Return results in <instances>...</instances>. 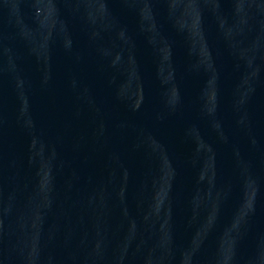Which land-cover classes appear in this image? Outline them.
<instances>
[{
    "label": "water",
    "instance_id": "1",
    "mask_svg": "<svg viewBox=\"0 0 264 264\" xmlns=\"http://www.w3.org/2000/svg\"><path fill=\"white\" fill-rule=\"evenodd\" d=\"M0 264H264V0H0Z\"/></svg>",
    "mask_w": 264,
    "mask_h": 264
}]
</instances>
